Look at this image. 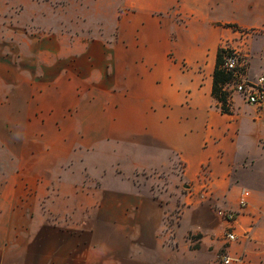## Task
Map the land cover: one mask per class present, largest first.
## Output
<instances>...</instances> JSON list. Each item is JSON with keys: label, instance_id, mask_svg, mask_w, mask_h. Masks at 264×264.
<instances>
[{"label": "crops", "instance_id": "crops-1", "mask_svg": "<svg viewBox=\"0 0 264 264\" xmlns=\"http://www.w3.org/2000/svg\"><path fill=\"white\" fill-rule=\"evenodd\" d=\"M19 8L49 31L39 74L0 69V264H264V113L211 94L223 46L264 76V0H0V29Z\"/></svg>", "mask_w": 264, "mask_h": 264}, {"label": "rangeland", "instance_id": "rangeland-1", "mask_svg": "<svg viewBox=\"0 0 264 264\" xmlns=\"http://www.w3.org/2000/svg\"><path fill=\"white\" fill-rule=\"evenodd\" d=\"M28 15V13H22L21 8H19L14 13H7L4 15L8 21V17L15 18L17 20L16 23L9 21L6 26H3V28L0 29V69L2 74L5 75L8 80L11 74V66L17 72H21V74L40 73L39 63L34 59L30 61V59H27L28 57H25V54L36 52L40 41L43 37H45V35L48 34L49 30L30 23L27 17ZM246 23L247 25H251L250 27L264 28V19L261 18L249 20ZM262 32V29H248L245 30L244 35L248 37L247 44L250 51L252 52L254 65H262L264 67V35H259ZM25 95L26 93L24 92H19L17 94L18 116H22V112H25ZM3 96V100L9 102L10 93H4ZM9 112V110L5 111L4 108L0 109V117H3L5 113L6 115H9ZM37 142L41 143V141ZM174 162L176 165L177 162ZM155 173L157 172H150L146 175L152 176ZM160 176L165 178V173H160Z\"/></svg>", "mask_w": 264, "mask_h": 264}, {"label": "built area", "instance_id": "built-area-1", "mask_svg": "<svg viewBox=\"0 0 264 264\" xmlns=\"http://www.w3.org/2000/svg\"><path fill=\"white\" fill-rule=\"evenodd\" d=\"M225 51L223 68L231 75V81L226 83L224 91L227 93L234 92L243 97L247 104L253 105L258 111L264 113V76H258L255 79H249L246 76L247 61L245 56L237 50L231 49L227 46L221 47ZM207 167H203L200 173V178L207 187ZM246 206V195L243 194L239 200V209L242 211ZM215 213L220 218L232 224L238 215L237 211L215 208ZM177 220V216L171 215L165 218L167 228H170ZM236 239L233 228L230 227L225 234L226 244ZM220 264H232L234 259L226 253L219 255Z\"/></svg>", "mask_w": 264, "mask_h": 264}, {"label": "trees", "instance_id": "trees-1", "mask_svg": "<svg viewBox=\"0 0 264 264\" xmlns=\"http://www.w3.org/2000/svg\"><path fill=\"white\" fill-rule=\"evenodd\" d=\"M235 29L237 26L232 25ZM225 51L219 48L216 55L215 67L213 71L212 96L217 101L220 111L224 114H231V107L228 102L229 93L224 91L226 83L231 81V75L223 68Z\"/></svg>", "mask_w": 264, "mask_h": 264}]
</instances>
